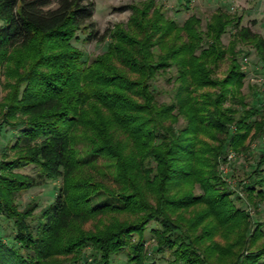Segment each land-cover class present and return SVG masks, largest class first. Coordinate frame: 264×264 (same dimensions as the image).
Wrapping results in <instances>:
<instances>
[{
	"label": "trees",
	"instance_id": "16d2710c",
	"mask_svg": "<svg viewBox=\"0 0 264 264\" xmlns=\"http://www.w3.org/2000/svg\"><path fill=\"white\" fill-rule=\"evenodd\" d=\"M94 6L93 0H0V76H17L0 102V126H19L13 145L18 155L0 161V216L13 221L23 248L6 245L0 236V264H68L52 258L57 254L88 264L82 260L87 246L97 264H110L122 252L128 263L143 264L144 232L154 220L156 252L171 250L172 264H208L215 248L213 241L204 244L212 240L210 229L198 252L181 212L205 204L192 223L212 216L219 227L247 215L234 205L216 165L227 148L245 151L264 128L259 108L223 107L228 86H240L244 76L236 55L223 79H211L207 60L215 64L225 54L219 39L228 22L209 24L203 34L194 16L180 26L159 8L150 14L149 0L117 7L132 11L127 26L113 25L99 36ZM80 31L85 40L109 37L106 50L83 60L72 44ZM243 36L254 34L247 29ZM256 49L264 59V37ZM24 51L32 52L29 58L21 59ZM173 66L174 99L159 103L151 81ZM211 86L219 90L194 95ZM175 109L187 117L184 127L174 128ZM203 133L210 139H202ZM28 165L34 174L12 172ZM262 165L264 156L251 176ZM54 178H61V186L33 232L25 222L29 209L19 211L12 196ZM192 183L201 193L183 188ZM258 183L247 187L250 197ZM172 211L180 215L171 218ZM126 213L130 220L122 218ZM90 220L95 224L84 229ZM262 226L257 223L252 235L264 234ZM262 257L264 247L233 264H257Z\"/></svg>",
	"mask_w": 264,
	"mask_h": 264
},
{
	"label": "rangeland",
	"instance_id": "374dc122",
	"mask_svg": "<svg viewBox=\"0 0 264 264\" xmlns=\"http://www.w3.org/2000/svg\"><path fill=\"white\" fill-rule=\"evenodd\" d=\"M94 12L92 19L96 23L98 35H102L105 31L116 24L126 27L128 20L132 15L130 9L117 10V7L124 4L142 5L149 0H93ZM155 8H159L168 19L174 20L178 25H183L185 20L194 16L199 19L197 28L205 34L207 33V25L214 24L218 20L228 22L221 34L220 42L223 46L225 54L213 64L211 60H207L208 66L213 69L211 79L214 81L223 79L231 69V59L236 55L239 64V70L243 71L244 76L240 86L229 85V91L225 95L223 107L235 108L238 111L248 109L247 107L259 108V113L264 117V59L259 57L256 49L257 40L259 37H264V0H153V6L150 8V14ZM221 16V17H220ZM228 20V21H227ZM2 22L0 21V25ZM249 29L254 36L244 37L243 32ZM216 32H220V28H216ZM78 38L72 41V44L83 51V60L91 61L94 57L106 50L109 37L102 41L97 39L85 40V33L80 31L77 33ZM212 36H209V39ZM203 46H206L203 43ZM31 51L22 52L21 59L29 58ZM234 55V56H233ZM19 59V60H21ZM14 63H11L12 65ZM176 67L173 66L167 71H159L155 78L151 81V88L155 92V98L159 103L170 102L174 99L176 89ZM16 74L8 76H0V102H3L11 86L8 84L15 83ZM217 86L204 87L195 90L194 95L205 91H218ZM175 119L172 120L174 128L184 127L188 120L179 110L173 111ZM1 115V110H0ZM259 118V115L256 116ZM1 120V116H0ZM167 119L166 123H169ZM19 132V126L2 125L0 126V161H7L16 157L19 153L18 148H13L15 140ZM202 139H210L207 134L200 135ZM219 137V136H218ZM217 143V140L214 141ZM247 149L241 153L229 150L219 158L216 165V173L224 182L222 183L227 190L231 192V199L236 207L244 210L247 215L237 216L233 221L223 225L215 226V221L212 216L201 218L200 222L193 224L192 221L200 213L205 211V204L196 205L188 210H183L182 216L185 220H180L183 229H189L194 248L200 252L204 248V244L214 242L213 255H208V264H233L238 257L242 259L246 254L256 252L261 247H264V234H254L256 224L264 222V165L261 166L258 173L251 176L256 163L264 156V128L256 138L246 142ZM231 152V153H229ZM233 154L226 161L224 156ZM228 154V155H229ZM12 172L34 174L35 168L32 165L13 169ZM10 172V173H12ZM226 172V173H225ZM224 175V176H223ZM225 177V178H224ZM230 177L233 181L228 185L226 178ZM256 189L251 194L247 191V187L254 182ZM227 185V186H225ZM61 186V178L47 180L46 183L33 186L25 190L15 192L12 196L14 205L19 211L29 209L30 212L25 219V222L33 232L42 225L41 211L52 203ZM184 189H191L194 194L201 193V188L197 183L187 184ZM261 191L262 194H257ZM171 218L180 215L179 211L169 212ZM122 218L130 220V214H122ZM121 216V215H119ZM177 219V218H176ZM95 224L94 220L88 221L83 225L84 229L91 228ZM192 224V227L190 226ZM214 225L212 228L211 226ZM159 227L157 221H151L145 229V256L146 260L143 264L155 262L156 264H172L173 255L171 250L165 248L161 252H156V240L152 233V229ZM206 229H210L212 240H206ZM264 231V226H262ZM16 229L13 221L0 216V236L2 241L15 248L20 247V243L15 241ZM252 235V236H251ZM134 236L133 238H135ZM204 239V240H201ZM204 241V244H203ZM210 251V250H208ZM205 250V253H208ZM202 252V251H201ZM92 248L87 246L83 249L82 257L88 264H97L92 256ZM203 254V253H202ZM72 255L57 254L52 258L68 261V264H76L72 262ZM70 261H69V260ZM127 255L122 252L118 255H112L110 264H132L128 263ZM257 264H264L262 257Z\"/></svg>",
	"mask_w": 264,
	"mask_h": 264
},
{
	"label": "built area",
	"instance_id": "2783aa9c",
	"mask_svg": "<svg viewBox=\"0 0 264 264\" xmlns=\"http://www.w3.org/2000/svg\"><path fill=\"white\" fill-rule=\"evenodd\" d=\"M229 153H231V152H229ZM229 153H228V154H229ZM228 154L226 155V158H225L226 161L228 160V158H231V157L233 156V154H229V155H228ZM225 173H226V172H225ZM223 176H224V175H223ZM224 178H225V177H224ZM226 181L228 182V185H229V184L232 183L233 180H232L230 177H228V178H226Z\"/></svg>",
	"mask_w": 264,
	"mask_h": 264
}]
</instances>
